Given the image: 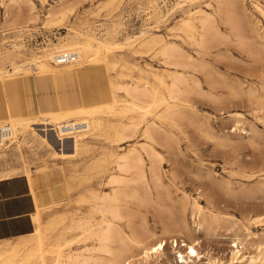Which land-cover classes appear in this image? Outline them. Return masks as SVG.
Masks as SVG:
<instances>
[{"label":"rangeland","instance_id":"374dc122","mask_svg":"<svg viewBox=\"0 0 264 264\" xmlns=\"http://www.w3.org/2000/svg\"><path fill=\"white\" fill-rule=\"evenodd\" d=\"M215 5L216 0H0V68L13 71L12 66L19 65L14 78L4 82L5 88L0 86L1 118L34 117L38 111H69L107 102L108 78L103 62L75 68L58 66L48 77L38 76L35 66L28 62L31 54H42L54 44L78 41L82 34L108 45H123L109 54V62L114 64L108 68L111 80L121 86H145L163 104L156 107L120 90L118 103H133L136 110L114 116L111 122L122 120L128 125L133 120L130 116L138 122L123 142L108 135L88 134L77 154L57 156L31 135L20 147L23 159L14 148L15 142L0 150V164L4 163L3 154L5 161L30 173L33 186L42 185L32 192L37 196L39 212V219H33L49 236L47 264H54L56 254L60 264H84L80 260L87 257L94 264H113L117 238L108 243L109 249H114L102 252L95 237L78 225L97 220L98 214L93 213L95 195L116 187L120 188L124 216L114 223L120 235L128 243L140 235H150L151 242L160 237L168 240L164 255L152 264L175 261L170 240L187 241V235L199 238L203 261L210 257L219 261L217 264H236L229 261V251L239 249L244 256L241 264H264V17L250 0H244L245 18L238 11L233 13L236 28L215 17L210 30L213 37L209 31L205 44L198 46L186 36L181 23L187 18L193 20L197 37L200 11L212 13ZM55 6L64 16H49L56 21L55 26H49L44 20ZM30 32L47 34V38L42 44H29L23 38ZM145 36L159 42L144 46L141 39ZM163 43H175L205 65L201 71H184L192 90L179 98H169L167 91L175 71L182 70L165 64L163 56L155 53ZM61 74H75L77 79L66 87L68 92L77 91L74 108L64 107L59 96L62 90L57 79ZM192 78L197 80L199 91ZM70 143L69 139L65 143L68 152ZM145 145L150 147V154L141 149ZM135 150L142 159L148 190L143 180L115 166L119 156ZM23 174L21 169L15 175ZM113 178L121 181L110 183ZM43 193L45 200L40 197ZM175 220L180 230L174 226ZM55 224L54 230L51 227ZM63 228L64 235L57 236V230ZM34 237L35 231L1 240L0 250L18 247L27 251L34 245ZM57 239L60 245L55 246ZM233 243L237 247H231Z\"/></svg>","mask_w":264,"mask_h":264},{"label":"bare ground","instance_id":"6f19581e","mask_svg":"<svg viewBox=\"0 0 264 264\" xmlns=\"http://www.w3.org/2000/svg\"><path fill=\"white\" fill-rule=\"evenodd\" d=\"M242 1H244V0H216V5H215L212 13L207 12L205 10L204 11L201 10L200 11L201 17L197 20L198 28L200 29V32L199 31L197 32V35H198L197 37L195 35V29L197 27L195 25V22L189 18L184 19L181 24L186 29L185 30L186 36L189 39L196 41L198 46L204 45L206 40H207V37L209 35L208 34L209 31L211 30V28L215 24L214 23L215 17L223 18V21L225 23H228L233 28H236L233 13L238 11L242 14L241 18H245L244 9L242 6ZM250 1H251V4L253 5V7L262 15V17H264V0H250ZM17 8H19V7H17ZM30 13L31 12H29V14ZM58 13H59V18L61 19L64 16V12H62V10H58V7L55 6L46 15L47 19L44 20V23L49 25V26H52V25L55 26L56 21L53 20V18L49 19V16H53V15H56ZM241 18H240V20H241ZM60 21L62 22V20H60ZM7 25H9V24H7ZM7 25H6V27H7ZM42 27H44V26H42ZM210 33H212V31H210ZM244 33H247V31H245ZM212 37H213V33H212ZM78 38H79V40L75 41V42H69V43L63 42L60 44H54L52 47H50L48 49H44L45 52H43L42 54H31V56L27 58L28 62L35 66L34 69H35L36 73L38 74V76H41V77H46V76L48 77V76H51L52 74L56 73L57 72L56 69L59 68L58 66H68V67L72 68L74 66L77 67L79 65L80 66H82V65H95V64H99V63L103 62L105 71L107 72V78H108L109 95L107 97L108 98L107 102H105V103H90L89 105L79 107V108H76L74 110H69V111H56V112L38 111V115L34 116V117H28V116L15 117V116H11V115H9L5 118L0 117V124L8 123L11 126L12 134L14 137L13 141H11L10 144L6 145L5 147H3L0 150H4L7 146H9L13 142H15L14 148L16 149L17 153L20 155L19 158L23 159V154H22L20 147L27 140L28 136H31V135L34 137L37 136L42 142H44L47 145V147H49L50 149L53 150V155H57V156H66V155L77 154L78 151L80 150V145L83 142V140L88 138V134L93 135V136L108 135V136H111L112 139L116 142H123L126 138H128L131 135V133L134 132V130L138 126L137 125L138 122H134V119H135L134 116L129 117L130 121L132 119L133 120L128 125L126 123H123L122 120H120L116 123L111 122L110 118H112L114 116H118V115L121 116V114L136 110V107H135L136 105L133 103H130L129 105H121L118 103L119 101L117 99V96H118V92L120 90H123L127 94H130L136 98L137 97L144 98L145 100L149 101V103H152L156 107L161 105L162 102L160 100H155V98L149 93V91L147 90V88L145 86H143L142 88L141 87L139 88L136 85H134V86L133 85L121 86V85L115 84L111 80V78L109 76L108 68H113L114 64H111L109 62V54L114 49L123 48V45H117V44L116 45H108V44H106L100 40H95L92 36L83 35V34L81 36L79 35ZM247 38H249V37H247ZM153 42H154V44H157L159 41L155 40L154 38L148 37V36H145L143 39H141V44L144 46L150 45ZM156 49H157V51H155V53L157 52L158 54L163 56V58H164L163 62L165 61V64L167 63L169 65H172L176 69L180 68L182 70V72L175 71V73L172 76L171 83L168 86V91H167L168 92L167 95L169 96V98H176V97L179 98L182 94H185L187 91L192 90L191 86L187 83V79L184 75L185 74L184 71L188 68H191L194 70L197 69L198 71H201L205 68V65L201 64L199 62V60L194 59L192 56L184 53V51L180 47H178L175 43H163V44L159 45ZM63 52L77 53L76 55L78 57L74 62H71V63L56 64L55 63V56L60 54V53H63ZM195 52L198 53L197 50ZM255 53H256V51H255ZM199 54H200V52H199ZM18 66L19 65L12 66L13 71L4 70V69L0 68V86L5 88L4 82L6 80L10 81L11 79L14 78L13 73L16 72V69H18ZM135 67H136V65H135ZM199 68H201V69H199ZM211 68H213V67H211ZM211 75H213V73ZM192 79L195 83L194 88L199 91V84L197 83V80L195 78H192ZM208 80H209V78H208ZM213 80H215V79H213ZM193 81H191V82H193ZM158 82H159V80H158ZM193 91H195V90H193ZM233 92H235V91H233ZM197 96H199V95H197ZM234 98L235 97H232V99H234ZM236 98H238V97H236ZM217 103H219V102H217ZM164 106L167 108L169 106V104L166 102V103H164ZM137 110H138V108H137ZM144 113L146 114V111L142 112V114H144ZM165 113L167 114L168 111H166ZM169 113H170V111H169ZM193 113H194V111H193ZM160 115H161V113H160ZM162 115H163V113H162ZM170 116H171V114H170ZM186 116H188V115H186ZM62 120H64V121H62ZM153 125H155V124H153ZM145 130L147 133L150 130V127L146 128ZM154 132H155V130H154ZM141 135H143V134H141ZM68 139H69V141L71 140L69 152L66 151V149H68V148L65 147V143L67 142ZM161 139H162V137H161ZM142 148L145 149L149 154L151 153L150 147H148V146L146 147V145H145V147H141V149ZM145 150H143V151H145ZM150 157H151V155H150ZM1 158H2V160H4L3 161L4 163L0 164V179L9 178V177L15 175L17 172H19L22 169L24 174L28 177V182L30 184L32 192H34L33 179L31 178V176H29L30 173L25 168L17 167L15 165H13V163L5 161V159H4L5 155L2 154ZM155 164H157V163H155ZM115 166H116V168H118L119 171L124 172V173H130L131 175L132 174L136 175L137 179L139 178V179H141V181L143 180L142 182H144L145 174H144V170H143L142 159L140 158V155L138 154V152H136V150H135V152H128V153H125V154H122L121 156H119L118 160L116 161ZM154 166H157V165H154ZM153 178L156 180L155 177H153ZM120 181L121 180H119V178H113L109 182L110 183H116V182H120ZM144 183H145L146 188H147V189L146 188L145 189L148 190L146 182H144ZM155 184L156 185L158 184L157 186L160 187L159 186L160 183H157V181ZM160 188H158V189H160ZM131 192H132V190H131ZM159 192H161V191H159ZM147 194H149V192ZM149 196H150V194H149ZM120 199H121V194H120V188L119 187L114 188L112 192L99 193V194L95 195V197H94L95 201L93 204V213L98 214V219L95 220L94 222H91V223L88 222L87 225L80 224V225H78V228H82V227L84 228L85 227L84 230L89 231V235H91V237L92 236L95 237V239L97 240V242L99 244L98 248L102 252L103 251L110 252L109 250L114 249V248L109 249L110 247H109L108 243L110 241H112L113 239L117 238L118 243H119V247H118L117 252L115 253V255L113 257L114 258V262L112 261L113 264H115V263H117V264H152V260L157 259L158 256L164 255V252H165L164 250H165V247H166L168 240L160 237V238H156L153 242H151L150 241L151 240L150 235H140V236H136L134 239H130V243H128V241L120 235L119 230L114 228V223L116 221H120L124 218V216L122 214V209L120 207V202H119ZM164 201L166 202V199ZM158 203H160L159 200H158ZM152 204H154V203H152ZM193 206L196 207V203L193 202ZM153 207H155V205ZM193 208H192V211H193ZM192 211H191V214H192ZM176 212H177V210H176ZM33 217L37 221L39 219L38 218L39 212L38 211L34 212ZM172 218H173V216H172ZM172 218H169V219H172ZM174 226H176V228L178 227L177 229L180 230V226L177 224V221L174 223ZM51 228L55 230L56 224L53 225ZM67 228L70 229L71 227H67ZM64 229L65 228H63L62 230H60V229L57 230L56 235L60 236V237L62 235H64V233H65ZM185 237L187 238V241H185V239L183 238L180 240L181 244L179 246H177V243H176V247H173L175 249H173V248H172L173 250L171 249L170 253L171 254L175 253V261L174 260H172V262L169 261L170 262L169 264H173V263H176V264H217L219 262V261L215 262V260H211L210 257H208L207 260L203 261L204 254L200 250V245H199V241H198L199 238L198 239L191 238L189 235H187ZM48 238H49V236H48L46 230H43L41 228V226L38 225L35 229L34 245L30 249H28L27 251H21V249L18 247H12L11 249H8V250H0V264H47L46 254L51 250V248H50L51 246L47 242ZM168 239L170 240V238H168ZM172 239L173 238H171V240H170L171 243H172V241H174ZM53 245H55V246L60 245L59 240L57 239L56 243ZM131 245L133 246V249H132ZM230 246L231 247H237V244L233 243ZM239 246H240V244H239ZM181 248H183V249L180 250ZM90 249H92V248L90 247ZM97 251H98V249H97ZM229 252L231 253L229 261H231L232 263L235 262L236 264H241V261L244 258V256L243 255L241 256L240 250L239 249H231ZM56 256H57V254L54 256V259H53L55 261L54 264H60V261L56 258ZM178 256L181 260L180 262H178V260H177ZM165 258L168 260L167 256ZM250 259H252V258H250ZM255 260H256V258H255ZM249 261H248V263H250ZM80 262H83L84 264H94V262L93 261L91 262L88 257H87V259L82 258V261L80 260ZM221 264H223V262ZM225 264H230V263L226 262Z\"/></svg>","mask_w":264,"mask_h":264},{"label":"crops","instance_id":"0c3cea01","mask_svg":"<svg viewBox=\"0 0 264 264\" xmlns=\"http://www.w3.org/2000/svg\"><path fill=\"white\" fill-rule=\"evenodd\" d=\"M76 80L75 74H61L57 79L58 87L62 90L59 96L68 109L74 108L78 102L77 91L66 90ZM36 188L42 189V185L35 184L34 191ZM35 197L24 174L0 179V241L31 235L35 231ZM40 197L45 200V193Z\"/></svg>","mask_w":264,"mask_h":264},{"label":"built area","instance_id":"2783aa9c","mask_svg":"<svg viewBox=\"0 0 264 264\" xmlns=\"http://www.w3.org/2000/svg\"><path fill=\"white\" fill-rule=\"evenodd\" d=\"M47 38V34H35V33H27L24 36V40H26L27 43H35V44H42L45 39ZM38 42V43H37ZM77 53H70V52H63L55 56V63L56 64H66L74 62L77 59ZM14 137L12 134L11 126L8 123L0 124V149L5 147L6 145L10 144L11 141H13ZM181 244L179 240L172 241V247H176ZM178 262H180L179 256L177 257Z\"/></svg>","mask_w":264,"mask_h":264}]
</instances>
